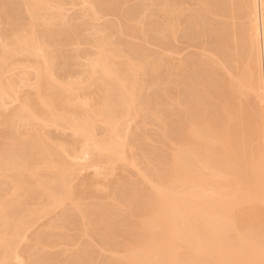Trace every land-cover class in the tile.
Listing matches in <instances>:
<instances>
[{"label": "bare ground", "instance_id": "obj_1", "mask_svg": "<svg viewBox=\"0 0 264 264\" xmlns=\"http://www.w3.org/2000/svg\"><path fill=\"white\" fill-rule=\"evenodd\" d=\"M62 1L26 0L25 3L27 4L25 5L32 16V20L30 19L31 23L27 25V27L29 25L30 27L28 29H21L23 31L15 33V36L13 33L12 38L11 36H5L2 38L0 44V109H6L8 103L10 104L14 101L18 102V106L16 105L9 113V117L3 120L5 128L1 130L4 134L6 132L5 129L7 133L10 132V134L15 130L17 135H13L14 132H12L10 136L13 142L12 147L8 145L9 143H6L10 148V151L8 150L9 152L5 151L9 148H2V146H4L3 144L0 146V175L6 174L5 171L9 167H11L10 169L12 171H16H14V173H11V171L9 172L11 174H7V177L10 179L8 181L12 183L10 185H13V188L10 187L9 189L11 190L6 193V190L4 191L2 187H0V192L2 193V196H0V264H25V257L23 258V256H21L22 253H19L21 249H17V247L19 248V245H21L22 241L25 239V233L28 228L34 225L32 222L34 217L40 212L43 213L62 205L65 200H73L76 193L73 192L75 189L73 190L72 186L74 185L71 184L74 178H71L79 170L70 169V167L74 168L73 165L77 167L78 165L75 164L77 159L74 164H72L74 161L68 163L69 160H67L66 157L70 154L69 151L67 152L69 145L67 144V149L63 142L62 144L58 143L56 145L54 143L55 145H53L51 137L44 135L45 132L42 134L41 132L39 133V129L42 130L41 127L51 124L72 129L75 134L83 138L81 140L83 142L82 145L81 143V146L78 145L80 148L77 147L78 149H76L74 146L72 148L73 150L75 148V157L77 156L79 160L83 158L87 163L90 162V166L92 164L93 167L95 166L98 169V167L104 164L99 163V161H94L92 157L95 156V152L98 154L108 153L110 158H108L106 163L110 166L114 163L111 162L116 161V159L125 160L128 158L124 155L127 144V142L125 144V139L129 137L125 136L128 133L126 130V132H123L124 129H127L125 120H133V118L140 115L142 113L141 110H143L141 108L143 102L140 104V95L144 83L139 79V75H141V69L143 70L145 66L148 65L140 62L139 58V60L133 56L132 58L128 53L125 55V59L118 60L117 58L123 55L122 52L124 50L121 51L120 46L114 44L115 41H111L112 46L115 48H113L111 52L107 51V46L110 47V43L107 42L106 38L102 37L99 43L97 41V51L90 57V60H87V65L90 68H86L88 71L87 80L89 87L86 84L87 82L84 83L82 80L70 81V79H67L66 81H61L54 75L51 66L53 65L51 57L53 56L50 50L48 51V44L37 40V37H35L34 26L42 22L40 20H43L40 19L37 14L43 6H45V8L53 7V9L55 7L58 11L49 14L50 16L44 19V21L49 22L56 18L59 19V17L62 16L59 10L64 9L61 6L63 4ZM80 1L81 3L82 1L84 3H91V0ZM163 1L165 2V0ZM168 1L171 2V0ZM168 1L163 4L165 7L162 6L164 8L163 10H165L164 12L167 14V16L165 15L167 17L165 19L167 20H163L164 23L162 22L164 24V34H167L166 32H169V34L171 32L175 33L176 31L174 30L179 24L177 22L179 19L177 18L182 15V12L185 13L184 10L181 11V9L185 7V4L181 3L182 1L178 0V3H174L175 1L170 3ZM207 1L208 0H205V2ZM237 1H239L238 8L240 10L238 9V11L241 15L238 11L237 13L242 18V26H240V34H238L240 36L239 42L242 48L246 49L247 54L246 58L243 59V64L240 66L238 73L232 74V81L229 85H231L234 94H236L238 98L241 99L242 97L244 101L245 99L247 100L245 105H247L249 109L246 108L247 106L240 104L239 108L236 109V111L238 110V114L235 120L239 128H236V131L233 130L235 133L230 131L231 128L226 130L223 129L224 126L222 129L225 131L222 132L225 134L223 133L221 135V133H218L219 130L216 128L217 124L214 123L219 121V119L215 121L214 117H212V122L215 121L214 123L206 122L203 124L199 122L198 119L194 118V120L192 118L193 120L190 119L191 121H189L190 124L188 125L187 123L188 126L184 127L185 123L183 124V128L181 127V129H179L181 131L180 133L178 132L179 135L176 138V149L171 156L168 155L171 164L169 161L167 162H169L173 168L168 174L163 175V177L159 175L161 178L154 181L155 183H153V188L149 197L145 196L148 197V202H144L145 204H143L141 201L142 203H140L142 206L145 205L141 210L142 219L132 224V228H136L139 234L136 233L140 236L134 233L137 236L136 241H138V243L136 242L137 245L135 244V246H131V248H134L136 252L132 253L130 257H125L126 259L124 261L121 260L123 262L120 261L119 263L118 261L120 259L118 258L117 264H264V0ZM202 4H204V2ZM208 4H210V7H208L207 4L206 6H202L207 7V11L210 9L215 17H221V15L225 16V14L226 16L227 14L228 16H233L234 14L233 12L235 9L234 6H232L233 9H231V4L228 10L225 8L226 5L222 6L219 0H210ZM238 4L236 5L238 6ZM94 5L95 3L92 4V6ZM186 6H189V4H186ZM190 9L191 7L187 10L190 11ZM196 9L197 8H194L196 13L192 9L195 15L192 12V14L188 12V15H193L198 18L201 16L199 13H202L204 9L206 10V8L203 10L200 9L201 12H199L200 10ZM172 15L174 16L173 18ZM188 15L186 14L185 16ZM139 16L141 17V15ZM194 17H192L193 20H196ZM175 22L178 23L176 27ZM142 23L145 27L144 21H142ZM193 23L195 24V21H193ZM134 28L137 29L136 27ZM135 29L133 31H136ZM138 29L140 28L138 27ZM144 29L143 32H146ZM216 29L217 28H215V30ZM220 30L223 32V28L218 30L221 33ZM219 32L217 34L218 36L221 35ZM225 32L226 29L222 35H226L227 33ZM163 33L162 35H164ZM215 33H217V30ZM225 35V38L223 37L224 40H222V46L220 45L221 48L223 47L222 50L224 49V52L228 49L227 40L225 39L229 34ZM165 36L161 37L164 38ZM219 37L221 40V36ZM234 37L233 39L236 40V35ZM116 45L119 49H116ZM219 50L220 48L218 50L216 48V50L213 49V51H211L213 58H210V60L212 59L210 65H217L218 61H220L224 64L225 68L228 64L219 58ZM17 54L27 55L26 62L21 63V65L23 64L22 75L8 73L15 69L13 68L14 65H20V63H17L16 59H14V56H17ZM149 57H152V55ZM208 57H210V55ZM208 57L206 59H208ZM140 58L142 59L141 56ZM143 59L144 61L146 60L144 57ZM161 60L159 62H162ZM163 60L165 61L166 59L163 58ZM147 61L149 60L147 59ZM147 61L145 63H147ZM142 64L145 66H142ZM183 64H185V62ZM179 68L182 69L180 66ZM146 69L148 68L144 69L145 72ZM174 69H176V67ZM177 70L180 71V69ZM179 71L175 73L178 75ZM229 73H231V71H229ZM15 75L18 76V78H15ZM177 75L176 77H178ZM166 81H168V79ZM159 83L160 85L163 84V82ZM25 85L32 87L35 91L31 93L30 91L22 90ZM91 85L97 86L99 89L98 96H86L85 93L87 95L89 94L87 91H83L84 94L81 93L79 95V90H85V87L91 88ZM164 86H166V84ZM227 103L226 105H228V107L225 106L227 108L231 107V103L228 101ZM244 109L249 110V115H251L250 118H247L249 116L247 115L248 112L245 114L246 117L241 114L243 113L241 110ZM0 113L2 112L0 111ZM214 116L218 118L216 115ZM31 120H34L35 123L33 128H31L32 130L25 128L26 131L24 130L25 132H23L22 130L21 132L20 129H22V127L20 128L18 124L24 121L28 123ZM26 123L25 127L27 125ZM97 123H101L104 127L101 136L95 133V126ZM10 134L6 136L8 137ZM248 135L251 136V140L255 141L256 145H254L256 148L254 147L255 149L253 151L252 146L250 150L252 151L251 153L247 151L248 146L246 148V136L248 137ZM80 137H78L79 140ZM72 149H70L71 153L73 151ZM133 156L131 158H133ZM75 157L73 155V157L70 158L74 159ZM96 159L98 160V158H95V160ZM104 161L105 160L100 159V162ZM31 164H33L35 168L31 173L36 172V174L38 173L42 176L41 181H39V188H42L41 194L38 190V192L35 191V189H37L35 186V189H33L34 187L32 185L33 188L30 187L24 174L26 171H29L31 167H29V165ZM40 170L46 173L50 172V177H45L37 172ZM73 171L76 172L73 173ZM211 178L214 179L211 180L210 183ZM39 179L40 177L38 180ZM46 180L49 182L50 180L54 181L53 183H55V185H47L46 187L44 184ZM30 183L32 184V182ZM2 184L3 183H1V185ZM4 193L7 195L5 194L6 196H3ZM43 195L47 196L46 201L48 202L41 203L39 200L38 202L40 204L39 206L36 205L37 207L31 206V208H26L27 206H24L27 205L25 202H30V197L31 199H35L38 196L41 199ZM142 197L145 198L144 195H142L138 199L140 200ZM82 199L83 198L79 199V203L76 202V199L74 200L77 205L81 204V209L83 203L80 201H82ZM140 204L139 206H141ZM78 209L80 210V207ZM97 211L98 210H96L95 213ZM105 212L108 215V211ZM40 214L38 216H40ZM96 214H99V212ZM96 214H94L95 217H99L96 216ZM90 217H92V214ZM95 217L92 219H96ZM104 217L102 216V218L99 217L97 219H100V221L103 219L104 221ZM55 218L56 220L59 219H57V216ZM60 219L57 221L58 225L59 221H61ZM53 223H55V221ZM88 223L89 225L91 224L90 222ZM61 224L63 225V223ZM49 225L52 226L50 221ZM58 225H56L57 227L53 225V227L58 228ZM101 229H103L102 225ZM106 229L108 230L107 235H109V230L111 228ZM102 231L104 233V230ZM98 232L101 231L98 230ZM38 236L41 237L40 234ZM40 237H38L39 240ZM108 237L109 236L105 238ZM138 237L139 240H137ZM132 241L130 240V242ZM36 243H39V241ZM126 247L129 248V244L128 246L126 245ZM126 254L128 255V253ZM126 254L123 256H126ZM123 256L122 258L124 259ZM79 257L82 259L81 256ZM114 261L116 260H113V263ZM55 262L53 264H55ZM107 262L108 260L105 263ZM81 264H83V262Z\"/></svg>", "mask_w": 264, "mask_h": 264}, {"label": "rangeland", "instance_id": "obj_2", "mask_svg": "<svg viewBox=\"0 0 264 264\" xmlns=\"http://www.w3.org/2000/svg\"><path fill=\"white\" fill-rule=\"evenodd\" d=\"M52 1L60 2L62 0ZM74 1L75 0L62 1L63 4L61 6L64 9L59 10L62 13V16H60L59 19L56 18L50 20L49 22L44 21V19L50 16L49 14L58 12L55 7L53 9V7L51 8L46 6L47 8H45V6H43V8L41 7L42 9L40 8L37 13L39 15L37 16L43 20H40L42 22L39 21V25L36 24L34 26L36 34L35 37H37V40L48 44V51L50 50L53 56L51 57L53 60V65L51 66L54 75L61 81H66L67 79H70V81L82 80L84 83L87 82L86 84L88 85V71L86 70V68L88 69L89 66L87 65V60H90V57H92L97 51V41L99 43V40L102 39V37L106 38L107 42L110 43H108L110 47L107 46L108 52L113 51L114 46H112L111 41H115L114 44L120 46L121 51L124 50L122 52L123 55L117 58L118 60L125 59V55L128 53V55L130 54L131 57L133 56L136 59L139 58L140 60H138L140 62L148 65L145 66L144 64H142V66L144 65L145 68L148 69H146L145 72V68L143 67L144 72L141 69V75H139V79H141L144 83V85H142L143 88L140 95V104L143 102L141 104V108L143 110H141L142 113L134 117L133 120H125L127 129H124L123 132L126 130L128 133H125V136L129 137L128 139H125V144L126 142L127 144L125 147L124 155L128 158L125 159L124 157L125 160L116 159V161L111 162L114 163L110 166L106 163L108 158H110L108 156V153L105 152L98 154L97 152H95L94 154L95 156H97L92 157L94 161H99V163L104 164H100L101 166L98 167V169L95 166L93 167L92 164L90 166V162L87 163V161L83 158V160H79L77 156L75 157V148L78 149L77 147L82 145L83 142L81 140L83 138L75 134L72 129L62 128L52 124L41 127L42 130L39 129V133L41 132L42 134L43 132H45L44 135L51 137L53 145H57L58 143L62 144L63 142L66 146V149L69 145L67 152L69 151L70 154H68V157H66L67 160H69L68 163H72L71 161H74L72 163L74 164L77 159V162L75 164L78 165V167L73 165L74 168L70 166L69 167L71 170L79 171H73V173H76L71 178H74L71 184L74 186L76 185L75 187L72 186L73 190H76L73 191L74 193L76 192L73 200H65L62 205H59L56 208L45 211L43 213L40 212V216H38V214L34 217V219L32 218V222L34 225L32 224L33 226H30V228H28V230L26 231L27 234L25 233L27 237L25 236V239L22 241L21 245H19V248L17 247V249H21V251H19V253L23 254H21V256H23V258H26H24L25 264H41V262L42 264H53L55 261V264H81L82 262L83 264H109L110 262V264H112L113 260H116L114 261V263L116 262L115 264H117L118 262L120 263L121 260L124 261L127 257H130L132 253L136 252V250L134 248L132 249L131 246H135V244L137 245L138 241H136V237L139 236L137 235V229L132 228V224L142 219L141 210L143 207H145V205L142 206L140 203L143 202V204H145L144 202H148V197L152 191L153 183H155L154 181L159 180L161 178L160 176L163 177V175L168 174L169 171L173 168L171 167L172 165H170L171 162L169 161L170 158L168 157V155L171 156V154L176 149V138L181 131L179 129H181V127L183 128L184 123V127L188 126L190 124L189 121L193 120L194 118L198 119L199 122H202L204 124L206 122L211 123L213 121L212 117H214L215 121L219 119V121H217L216 123H214L215 121L212 122L214 124H217L216 128H218L219 130L218 133H221L222 135L224 133L222 131L230 128V131L232 133H235L236 128H239L235 120V117L238 114V110L236 111V109L239 108V104L247 106L245 105L247 103V100L245 99L244 101V98L242 97L241 99L238 98V96L234 94V90L231 88V85H229L231 84L232 76L235 73H238L240 66H242L243 64V59L246 58L247 54L246 49L242 48L239 42L240 36L238 34H240V26H242V18L240 17L241 14L238 11L239 1L219 0L222 6H227H225L226 10L230 8V4L231 9H233L232 6H234L235 10L233 13L236 15L233 14V16H228L227 14V17L225 14L226 17L224 15H221V17H215L211 13L210 9L208 10L210 12H208L207 7L202 6H206L207 4V6L210 7V4H208L210 3V0H208L207 2H205V0H202L204 4H202L203 2L201 0H180L182 1V4H185V7H183V5L179 1L181 6L183 7L181 11L184 10L185 13L182 12V15L180 16L181 19L180 17L177 18L179 19L177 21L179 24L175 22V27L177 26L176 24H178V27L174 30L176 32H171L172 34L166 32L169 35L164 34L165 31L163 29V20H167L165 19L167 18V14L166 12H164L165 10H163L164 8L162 7H165V5L163 4L168 0H165V2L163 0H91L90 2L92 4L95 3V7L92 6L91 3H84L83 1L81 3L80 0H76L75 2ZM183 1L186 3H184ZM196 1L199 3H197ZM25 2L26 0H0V44L2 38H4L5 36H11L12 38L13 33L15 36V33L23 31L21 29H28L30 27V25L28 27L27 25L31 23L32 16L28 11L27 6L25 5L27 3ZM173 2L178 3V0H171L170 3ZM186 4H189V6H186ZM236 4H238V6ZM91 7L93 10L91 9ZM189 7H191L190 11H188ZM203 7L206 8V10ZM194 8H197L199 10L204 9L202 13H199L201 14V19L200 17L197 18L193 15H188V12L190 14L193 13L192 9L194 11ZM201 10L199 12H201ZM237 11L240 15L237 13ZM184 14H187L188 16H185ZM139 15H141V17ZM173 17L174 16L172 15V18ZM192 17H194V19L196 20H193ZM141 20L144 21L146 28L144 27ZM145 21L149 22L146 23ZM193 21H195V24L193 23ZM196 21L200 23H197ZM134 27H136L137 29H135ZM138 27L140 29L142 28V31L138 29ZM133 28L136 31H133ZM215 28H217V33H215ZM218 28H223V32L226 29L225 33L229 34H226L227 37L225 39L227 40L226 42L228 48L226 49V52H224V49L222 50L223 47L221 48L222 40H224L225 34L222 35V30H220V33L218 31ZM143 29L146 32H143ZM161 32H164V35H162ZM218 32L219 34H221L219 35L221 36V40L217 35ZM232 34L234 36L236 35V40H234L235 37ZM165 35H167L168 37ZM161 36L165 37L162 38ZM232 36L234 37V39ZM231 40L234 43H232ZM117 45L116 49H119V47L117 48ZM216 48L217 50L220 48V53L217 51L219 54V58L221 60H224L226 64H228L227 67L224 68V64L220 61H218L217 65H210V61L212 60H210V58H213L211 51H213V49L216 50ZM150 55H152V57H149ZM209 55L210 57H208ZM140 56L142 57V59L140 58ZM206 56L208 57V59H206ZM143 57L146 59L145 61ZM163 58L166 60L164 61ZM14 59H16L17 63L19 62L20 65H14L13 68L15 69H13L12 72L8 73L22 75L23 64L21 65V63L26 62L27 55L17 54V56H14ZM147 59L150 61V63L149 61H147ZM160 60L162 62H159ZM146 61L148 64L145 63ZM183 61L185 62V64H187H183ZM180 64H183L184 66ZM174 66L176 67V69H174ZM179 66L182 67V69L179 68ZM177 69H180V71ZM178 71L179 74L177 75L176 73ZM229 71H231V73H229ZM16 75L15 78H18V76ZM176 75L178 77H176ZM167 79L169 82L166 81ZM172 81L175 82L173 83ZM159 82H163V84H166V86H164L163 84V86L160 85ZM166 82H168L169 84ZM88 87H85V90H79V95L81 93L84 94L83 91H87L89 94L87 95L85 93L86 96H98L99 89L97 88V86H92L91 88ZM22 90L30 91L31 93L35 91L32 87L27 85L23 86ZM227 101L231 103V107L229 108H227L228 105H226L228 104ZM17 104L18 102L14 101L10 104L8 103V105H6V109H0V111L2 112L0 113V134H4L3 131H1L5 128L3 120L9 117V113L16 107ZM230 108L232 109V112ZM246 108L249 109L248 106ZM247 109L241 110L243 112L241 114L245 116L246 112H248L247 115H249L250 112ZM214 115H216V117L218 118H215ZM250 117L251 115H249L247 118ZM31 121H29L28 123L24 121L18 124L20 128L22 127V129H20L21 132L22 130L23 132H25L26 129L33 128L35 123L34 120L32 122ZM25 123L28 126L26 125L25 127ZM95 127V133L98 136H101V133L104 131L103 125L101 123H97ZM222 128L225 130H223ZM233 130L235 131L233 132ZM5 131V136L7 134H10L9 131V133H7L6 129ZM12 132L15 133H13V135H17L15 130H13ZM11 134L8 135V137L0 135V146L2 144L4 145L2 146V148L7 149L9 148L8 145L12 147L13 142L12 137L10 138ZM78 137H80V140L78 139ZM246 138L248 140H246V148L248 146L247 151H250L252 146L253 151L256 148L255 141L251 140V136L249 135L248 137L246 136ZM6 143L9 144L7 145ZM73 146L75 147L74 150L72 149ZM70 149L73 150L72 153L70 152ZM8 150L10 151V148L5 151L7 152ZM252 151H250V153ZM73 155L75 158H70L73 157ZM132 156L133 158H131ZM95 158H98V160H95ZM100 159L105 160V163L100 162ZM167 161H169L170 164ZM29 167H27L29 168V171H26L24 173L26 179L28 180L30 187L35 186L37 189H35V187L32 188L35 189V191L38 190L41 194L42 188H39V181H41L42 176L38 173L36 174V172L31 173V171H34L35 169L33 164L29 165ZM10 168L11 167L8 168L9 171L8 169L5 171L6 174L0 175V185L1 183H3L0 187H2L4 191L6 190V193L11 190L9 189L10 187L13 188V185H10L12 183L8 181L10 179L9 177H7V174L14 173L15 170L12 171ZM40 171L37 172L41 173L45 177H50V172L46 173L43 170ZM164 171L167 173H165ZM39 177L40 179L38 180ZM213 179L214 178L210 179V183ZM29 181L32 182V184ZM46 181H44L46 187L47 185H55V183H53L54 181L52 180H50V182L48 180ZM6 193H4L3 196H6ZM141 194L144 195V197H148H142L143 199L141 198L139 200L138 198L142 196ZM0 196H2V193L0 194ZM37 198L31 199L30 197V202H25L27 203V205L24 206H27L26 208H31V206H39V202H48L46 201L47 196L45 195H43L41 199L38 196ZM81 198H83L82 201H84H80L81 203H83L82 209L81 204L77 205V203L74 202V200L76 199V202L79 203V199ZM139 204L142 207L139 206ZM79 207L80 210L78 209ZM96 210H98L96 213L99 212V214L95 213ZM105 211H108V215ZM91 214L92 217H90ZM94 214L101 218L102 216H105V222L103 221V219L101 221L100 219L98 220L97 218L99 217H95ZM104 214H106L107 216ZM56 216L57 219L62 218L60 219L61 221H59V225L57 224V221L59 219L56 220ZM93 217H95L96 219H92ZM49 221L51 225L55 221L56 225H58V228H55L57 227L55 223H53L55 227H53V225L50 226ZM97 221L101 222L102 224ZM88 222H90L91 224L89 225ZM61 223H63V225ZM94 223L97 225V227ZM101 225L103 226V229H101ZM51 227L53 228V230ZM106 228H111L109 230V235H107L108 230ZM95 230L97 233L95 232ZM98 230L101 232H98ZM102 230H104V233ZM38 233L41 235V237L38 236ZM134 233H136L137 236ZM106 235L109 237L105 238L107 237ZM38 237H40V240ZM139 237L137 238V240H139ZM103 238L106 240H104ZM130 240L133 241L130 242ZM37 241H39V243H36ZM105 241L108 243H106ZM128 244L129 248L126 247V245L128 246ZM126 253H128V255ZM125 254L126 256H123ZM79 256H81L82 259ZM122 256L124 257V259L122 258ZM107 260L108 262H110L105 263ZM117 260L119 261L117 262Z\"/></svg>", "mask_w": 264, "mask_h": 264}]
</instances>
